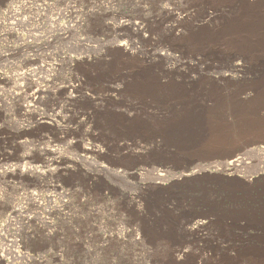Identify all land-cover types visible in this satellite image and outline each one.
Returning <instances> with one entry per match:
<instances>
[{"label":"rangeland","instance_id":"obj_1","mask_svg":"<svg viewBox=\"0 0 264 264\" xmlns=\"http://www.w3.org/2000/svg\"><path fill=\"white\" fill-rule=\"evenodd\" d=\"M250 3L0 0V264H264Z\"/></svg>","mask_w":264,"mask_h":264},{"label":"bare ground","instance_id":"obj_2","mask_svg":"<svg viewBox=\"0 0 264 264\" xmlns=\"http://www.w3.org/2000/svg\"><path fill=\"white\" fill-rule=\"evenodd\" d=\"M251 1H253V0H233V5L235 4V6H237V5H252V3H250ZM260 1V0H259ZM210 15V14H209ZM203 27V26H202ZM118 28H123V24L122 25H119V27ZM143 30H145V28H138V30H136V32H138V33H140L141 31L143 32ZM189 31V30H188ZM180 32V31H179ZM178 32V33H179ZM183 34V33H182ZM175 35V34H174ZM176 36V35H175ZM165 40V39H164ZM161 41H163V40H161ZM166 42V41H165ZM176 42V41H175ZM174 42V40H171V42L170 41H168L167 43H165L166 45L167 44H169L171 47H174L175 49H181V48H183L182 46H180V45H178L177 43H175ZM181 44V43H180ZM157 45V44H156ZM117 46H119V47H122V52H124V53H128V48L126 47V46H124V44H117ZM168 46V45H167ZM163 48V47H162ZM160 55H162V56H164L165 58H168V59H170V58H172V55L171 54H169V53H167V52H165V53H163V54H160ZM33 92L31 93V94H29V95H25V94H23V95H25V102H23L24 103V105H19V107H20V111L22 112V113H29L34 107H36V106H38V105H41V101H42V98H43V95H44V91L43 90H40V89H38V88H35V90L33 89L32 90ZM76 96V95H75ZM77 97V96H76ZM78 98V97H77ZM23 99V98H22ZM74 99V96L72 95V94H69V96H68V100L69 101H72ZM77 100V99H76ZM80 100V99H79ZM69 101H67L66 100V102H69ZM73 102V101H72ZM70 103V102H69ZM73 105H74V103H73ZM66 106H68V105H66ZM72 106V105H71ZM78 107V106H77ZM68 109V108H67ZM75 110V109H74ZM78 110V109H77ZM74 112V111H73ZM76 112V111H75ZM93 153H95V154H98V153H96V151L95 152H93ZM100 153V152H99ZM233 162H235L234 164H242L243 163V161L241 160V161H238L237 159H235ZM158 176V175H157ZM161 176V175H160ZM159 178V177H158ZM178 181V180H177ZM199 228V227H198ZM231 261V260H230ZM176 263V262H175ZM226 264H228V261L226 262Z\"/></svg>","mask_w":264,"mask_h":264}]
</instances>
